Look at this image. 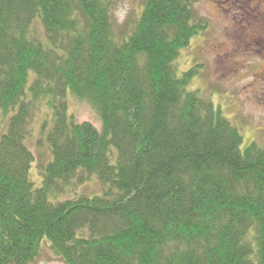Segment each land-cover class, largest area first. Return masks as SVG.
Returning a JSON list of instances; mask_svg holds the SVG:
<instances>
[{
  "label": "trees",
  "instance_id": "obj_1",
  "mask_svg": "<svg viewBox=\"0 0 264 264\" xmlns=\"http://www.w3.org/2000/svg\"><path fill=\"white\" fill-rule=\"evenodd\" d=\"M197 2L144 0L118 22V0H0V264H32L44 244L66 264H264V148L242 150L191 88L197 66L178 68L208 28ZM44 114L36 187L27 141ZM92 176L101 194L58 198Z\"/></svg>",
  "mask_w": 264,
  "mask_h": 264
},
{
  "label": "rangeland",
  "instance_id": "obj_2",
  "mask_svg": "<svg viewBox=\"0 0 264 264\" xmlns=\"http://www.w3.org/2000/svg\"><path fill=\"white\" fill-rule=\"evenodd\" d=\"M144 0H118L115 17L118 22L133 20L139 14ZM196 8L208 21V28L194 38L183 50L179 71L197 66L198 74L191 88H199L219 105L223 113L243 134L242 150L254 141L264 148V0H198ZM34 30L44 39L41 21L36 20ZM69 110L77 122L89 121L102 128L98 112L87 102L69 96ZM42 118H37L33 136L27 141L36 155L31 177L40 186V173L50 159V150L41 131ZM41 144L38 145V140ZM111 155L115 162L117 151ZM72 183L60 200L76 195L89 197L101 194L105 186L97 176L83 183ZM55 200V197H51ZM58 199V200H59ZM32 264H66L44 244L40 257Z\"/></svg>",
  "mask_w": 264,
  "mask_h": 264
}]
</instances>
